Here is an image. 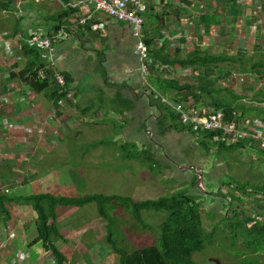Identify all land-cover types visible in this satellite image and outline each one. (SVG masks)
I'll list each match as a JSON object with an SVG mask.
<instances>
[{
  "label": "rangeland",
  "instance_id": "1",
  "mask_svg": "<svg viewBox=\"0 0 264 264\" xmlns=\"http://www.w3.org/2000/svg\"><path fill=\"white\" fill-rule=\"evenodd\" d=\"M152 1L157 11L152 16L162 21L163 29L160 30L162 32L160 35H157L158 33L153 35L157 41L155 44L157 47L153 45L148 47L146 44L147 21L140 26L142 39L143 32L144 36L146 34L145 43L143 42L145 50H137L136 45L134 47L137 59L138 54L142 60L151 61L145 64L147 69L150 65V68L154 67L149 57L150 52L160 50L161 54L171 57L176 51H183L185 55L195 48H200L212 55L240 53L241 58H248L246 62L248 66H251L253 62L264 60V0ZM53 3L56 2L48 1L40 4L45 12L59 13L58 8L50 5ZM203 15H213L216 22L210 28H204L198 22L199 17ZM79 19L70 23L72 27H76ZM92 19L85 25L78 24V26H86ZM164 22L171 23L173 27L171 28L168 24L166 26ZM125 23L133 31L134 24L128 21ZM139 64V74L146 90L144 97L147 104H143L146 107L145 111L142 107L137 108L141 112L139 118L123 120L128 122V125L131 124L133 128L130 129L128 126L125 128L121 125L122 120L120 122L116 119L107 122V120L87 118L82 128H77L81 125H75L80 124V120L67 122L71 126H76L68 133L62 132L64 133L62 141L73 146L72 151L55 150L50 156L52 159H48L44 166L34 167L35 173L29 168L28 170L34 175L40 173V177L31 185L23 189L19 188L15 197L51 194L58 197L81 198L86 194H103L128 197L140 202L182 192L199 206L202 225L208 234L219 222L217 218L225 215L231 207L232 213L233 211L244 213L259 223L254 222V226L264 227V212L263 220L257 216L258 212L264 211V196H256L249 192L243 196L241 192L235 190V197L239 198L241 203L234 201L232 204V199L229 198L231 190L235 189L232 182L241 188L254 189L264 186V154L250 150L223 151L216 145H222L216 140L220 132H208L211 128L204 122L201 126L206 131L200 127L184 125L180 116L174 113L173 106L184 107L185 105L180 103L181 100L176 99V96L164 98L152 89L150 80L147 79L148 74L142 75L140 61ZM227 69L230 70L228 65L221 66L217 73L213 72L214 76L211 79L214 80L218 75L223 76ZM173 70L170 75L188 88L201 85L197 73L191 67L177 70L175 73ZM231 72L232 76L222 80L214 89H226L235 95L245 96L244 100L247 104L250 103L254 93L264 88V80L259 84L258 80L256 81L255 77L244 69L236 67V70ZM99 73L101 71L94 72V76ZM240 77L245 83L239 88L236 81ZM96 78L100 80L99 76ZM224 95L227 94L221 93L220 98ZM149 99L153 102L150 103ZM155 101L165 107L168 114L175 116L179 126L186 127V131L178 130L177 124L170 118L164 126L159 123V119L165 116V112L162 111L158 117L157 110L149 108V106H157ZM207 101L210 100L207 99ZM55 120L60 121L59 118ZM58 125L64 131L66 130L65 124ZM188 128L192 129V133ZM203 133L214 134V139L206 140ZM48 142L55 143L50 138ZM147 157H150L154 163L142 161ZM195 178L197 181L194 184ZM230 183L232 187L229 186ZM13 213H16L13 223L19 234L26 229L30 235L32 227L33 233H36L34 226L38 224L37 217L30 206L21 204L20 209L17 212L13 210ZM141 214L144 224L147 225L146 229L143 228L142 231L137 227L129 234L126 229L135 224L132 217L120 208L113 213L118 223L112 224L111 234L118 248L125 249L130 246L144 248L156 241L159 234L158 228L166 213L148 211ZM56 220L65 242L57 241L55 247L67 259L66 264H118V257L113 254L112 246L107 243V222L98 215L96 205L91 204L82 208L59 207L56 209ZM0 221L3 222V219L0 218ZM222 229L223 227L220 231ZM237 231L240 230L237 229ZM226 232L216 233L213 242L207 241L204 252L194 255V264H261L264 262L263 243L256 241L253 237H245L241 233L239 235L242 237H240L237 233L239 238L236 239L235 247L227 238L233 232L231 230ZM17 243H20V240ZM17 247H21L20 251L28 255V260L27 256L23 255L28 264H53L52 254L44 252L40 244L32 245L30 248L26 245ZM37 255H40V260L35 262ZM16 264H20V261L17 260Z\"/></svg>",
  "mask_w": 264,
  "mask_h": 264
},
{
  "label": "trees",
  "instance_id": "2",
  "mask_svg": "<svg viewBox=\"0 0 264 264\" xmlns=\"http://www.w3.org/2000/svg\"><path fill=\"white\" fill-rule=\"evenodd\" d=\"M57 1L62 6L61 12H48L49 14L46 12L44 14L41 4L39 3L29 2L27 0H0V14L7 18L10 17V19L16 23L15 34L6 35L3 36V38L7 39L9 37V39L17 40V43H20L19 46H21L19 49L23 51L25 56H29L28 63L26 64L27 70L29 71L28 74L30 73L31 75V80L29 79L31 85L29 86L34 91V84H36L38 88L41 86L40 90L51 89L50 94L55 100L68 98V78L64 77L66 85L64 89L57 86L54 76L55 73H60L54 72V68L47 66V62L42 57L46 54H42L44 53L42 50H39L35 45H31V40L32 35L34 34H48V37L51 38L54 34L56 35L58 32L64 31L65 36L52 44V53L54 44L56 42L64 41L78 27V23L76 24V27H72V24H70L73 23L71 19L78 7H71L69 5V0ZM154 6L155 3L152 2L151 6L149 5V9H153ZM32 13H35V15L38 16L40 22L45 21L47 24L51 23L49 29L45 30L39 27L38 29L28 28L25 31L26 21L33 19L31 18ZM150 19L157 20L154 17H151ZM159 20L160 19L157 20V23L161 27L160 30H163L162 21ZM198 22L204 28H210L214 22H216V18L213 15H203L199 17ZM17 34L21 35V37H17L19 36ZM2 35H0V37ZM146 39V44L148 47H151L154 42L152 43V40H150L148 36H146ZM23 42L24 46L22 45ZM161 53L162 51L160 50L157 52L151 51L149 54L154 67L150 68L151 65L148 66L147 79L150 80V86L152 89L164 97L170 98V96H176V99L181 100L180 103L184 105H192L199 110H216L223 112L226 122H234L237 126L244 128L247 136L240 138L236 144H216L223 151L240 152L250 150L251 152L264 154V145L262 142L259 143L254 139V137L264 139V88L254 93L250 103L247 104L244 100L245 96L241 97L235 95L232 91L229 92L226 89H214V87L222 80L230 78L233 74L231 71L236 70V67L251 73L260 84V82L264 80V60L261 59L253 62L251 66H248L246 65L248 58H241V56H239L241 55L240 53H236L235 55L224 53L212 55L208 52L205 53L204 50L199 48H196L193 52L185 56L182 55L181 51H176L172 57ZM225 65H228L231 71L227 69V72H225L223 76L218 75L214 80L211 79V77L214 76L213 72L217 73L218 69ZM165 67H169V69L161 71ZM188 67H191L197 73V77H200L199 82L201 85L188 88L178 79L173 78L170 75V68L181 70ZM39 71H43V80L38 78ZM173 72L175 73L176 71L173 70ZM243 80L244 79L240 77L236 81L239 88L245 83ZM243 86L244 85H242V87ZM239 90L240 89H238V91ZM214 92L216 94H214ZM221 93L227 95L220 98ZM207 99L210 101H207ZM149 102L152 103L153 101L149 99ZM155 102L157 103V101ZM156 107L159 108L160 112H165V116L159 119V123L164 126L170 118L173 123L177 124L178 130L186 131V127H180L176 117L170 113L168 114L167 109L159 102ZM122 124H125L123 125L125 128H127V126L130 129L133 128L131 124L128 125V122L122 121ZM188 129L189 132L192 133V129ZM203 137L206 140H213L214 134L203 133ZM142 161L154 163L150 157H147L146 160ZM151 168H153V166H151ZM196 181L197 178H195L194 184ZM232 183L235 186V189H232L229 194V198L232 199V204L234 201L237 203L240 202L239 198L235 197V190L241 192L243 196L248 194V192L253 193L256 196H264V186L250 189L241 188L235 182ZM229 186L232 187L231 183ZM241 190L244 191V193ZM13 201L14 199L9 197L8 194H4L3 192L0 193V217L4 215L3 219H9V213L4 207ZM20 202L22 205L30 206L37 217V235L32 244H40L44 252H50L54 260L53 264L67 263L65 256L55 247L57 241L65 242V239L61 234V229L56 223V209L59 207L82 208L91 204L96 205L98 215L107 222V243L112 246L113 254L118 257V264H194V255L204 252L206 242H213L216 233L222 234L227 230L233 232L232 235L227 236V238L231 240L233 246L236 245V239L239 238L238 236H240L239 234L241 233V235L245 237H253L256 241H260L263 243L264 248V227L254 226V222L257 224L259 223L256 220L247 217L244 213H238L236 211H233L232 213V207L221 218H217L219 222L214 225L211 233H206L202 225L201 210L199 209V206L194 204V202L182 192H176L168 197H160L156 200H144L140 202L134 201L128 197L107 196L103 194H86L81 198L58 197L51 194H42L25 198L23 197ZM117 208H120L125 214L130 215L135 222L134 225H131V227L126 229V232H129V234L137 229V227L142 231L143 228L146 229L147 225L144 224L145 222L142 218V212H165V218L158 228L159 234L156 241L152 245H147L144 248H135L133 245V247H125V249L118 248L117 244L112 239L111 234L112 224L118 223L117 217L113 215ZM263 212L264 211L257 213V216L262 220ZM125 225L129 226L128 224ZM220 226L223 227L221 231ZM237 229L240 231H237ZM261 264H264V262Z\"/></svg>",
  "mask_w": 264,
  "mask_h": 264
},
{
  "label": "crops",
  "instance_id": "3",
  "mask_svg": "<svg viewBox=\"0 0 264 264\" xmlns=\"http://www.w3.org/2000/svg\"><path fill=\"white\" fill-rule=\"evenodd\" d=\"M54 1L56 3L50 5L61 12V4L57 0ZM83 1L85 0H69V5L76 6ZM43 11L45 14V10ZM88 12L89 9L80 6L71 20H78ZM35 16V13H32L33 19L26 21L25 31L39 27L48 30L51 23L40 22L38 16ZM150 18L148 16L145 20L148 31L146 34L152 43L154 42L153 46L157 47L153 35H160L161 27L157 20ZM164 24L173 27L171 23ZM15 28V21L0 14V35L3 34L0 37V193L6 194L7 191L9 197L14 199L4 207L9 213V219H3L4 215L0 217L3 219V222L0 221V264H16L17 260L24 256H27L28 260V255L21 252V247L17 246L26 245L30 248L37 232L35 226L36 233H33L32 227L30 235L26 229L21 231V234L16 229L13 223L16 213L14 214L13 210L17 212L20 209L21 198L15 195L19 188L23 189L39 179L40 173L33 174L34 167L44 166L48 159H52L50 156L55 150L72 151L73 146L62 141V132L68 133L71 128H76L68 123L80 120V124L75 125H81L77 128H82L84 120L91 117L107 122H112V119L123 121L139 118L141 112L137 108L142 107L145 111L143 104H147L144 97L146 90L139 74L140 64L134 54L135 40L126 24L117 23L104 14L96 13L86 26H78L68 38L54 44L52 60L42 56L47 66L54 68V72L68 78L67 89L74 93V97L72 100L61 98L60 101L51 96V89L40 90L41 86L38 88L34 84V91L29 86L31 75L26 67L29 56H25L19 49L21 46L17 40L3 38L15 34ZM22 45L24 46V42ZM181 52L184 55L183 51ZM177 70L179 69H174ZM99 71L101 73L96 76H99L100 80L94 76V72ZM149 108H155L158 117L161 115L156 106ZM56 118L60 121H56ZM36 123L42 124L44 136L37 134ZM58 124H65L66 130ZM49 138L55 143L48 142ZM29 168L33 172H30ZM10 234L15 236L14 242L11 241L7 248L2 249L1 242L6 241ZM19 240L20 243H17ZM37 257L35 262L40 260V255Z\"/></svg>",
  "mask_w": 264,
  "mask_h": 264
},
{
  "label": "built area",
  "instance_id": "4",
  "mask_svg": "<svg viewBox=\"0 0 264 264\" xmlns=\"http://www.w3.org/2000/svg\"><path fill=\"white\" fill-rule=\"evenodd\" d=\"M29 2H41L46 0H27ZM152 0H85L81 2L79 5L74 6H83L85 9H91L92 11L86 14L79 20V25H85L87 21L91 20L94 13L100 12L105 14L108 18L116 21V22H131L134 24V29L132 32V36L135 39L137 50L143 51L145 50V36L143 32V39L140 36V26L143 22H145L146 17L156 14L157 11L155 7L153 9H149V5L151 6ZM157 4V3H156ZM153 17V16H150ZM116 19V20H115ZM126 24V23H125ZM65 36L64 31L58 32L56 35L48 38L44 36L43 33L34 34L32 35L31 45H35L42 50L46 54L43 56L50 57L51 60V49L52 44L55 41L62 39ZM144 42V43H143ZM137 54V53H136ZM138 59L141 63V73L142 75L148 74V69L146 68V63H151L149 59L142 60L140 56L137 54ZM163 69H169L168 67ZM43 71L38 72V78L41 80L44 79ZM55 81L57 85L64 89L65 88V79L62 75L56 74ZM73 97V93H69V98ZM173 111L175 114L180 116V119L184 125H191L194 127H200L204 130L201 126V123H206L211 130L208 132H220V135L216 137V140L222 144L226 145H233L236 144L237 141L247 136L244 128L237 126L234 122H226V118L223 112H219L216 110H199L192 105H185L184 107L180 105L173 106ZM37 133L43 134V130L41 128H36ZM206 131V130H204ZM256 141L259 143L262 142L264 145V139L255 138ZM15 239L13 234L8 236V239L1 242V248L5 249L10 245V242ZM20 264H24L26 261L25 257H21L18 259Z\"/></svg>",
  "mask_w": 264,
  "mask_h": 264
},
{
  "label": "clouds",
  "instance_id": "5",
  "mask_svg": "<svg viewBox=\"0 0 264 264\" xmlns=\"http://www.w3.org/2000/svg\"><path fill=\"white\" fill-rule=\"evenodd\" d=\"M48 1H51V0H46V1H41V2H38L39 4L40 3H45V2H48ZM34 3H36V2H34ZM77 6V5H76ZM71 7H74L73 5L71 6ZM78 7H80V6H78ZM81 7H83V6H81ZM90 10V9H89ZM91 12V11H90ZM89 13V12H88ZM169 68V67H168ZM172 69L173 68H170V73L172 72ZM166 72H169V71H166ZM56 75V74H55ZM63 76V75H62ZM167 76V75H166ZM64 77V76H63ZM54 78H55V76H54ZM65 79V78H64ZM58 86V85H57ZM59 87V86H58ZM68 93V98H69V93H72L71 91H68L67 92ZM73 97H74V93H73ZM73 97L72 98H69V99H73ZM36 128H41L42 130H43V134H40V136H44L45 135V130H44V128H43V126H42V124H35V130H36V132H37V129ZM38 134V133H37ZM39 135V134H38ZM6 193L8 194V192L6 191ZM228 212V211H227ZM15 240V239H14ZM13 241V240H12ZM3 242V241H2Z\"/></svg>",
  "mask_w": 264,
  "mask_h": 264
},
{
  "label": "bare ground",
  "instance_id": "6",
  "mask_svg": "<svg viewBox=\"0 0 264 264\" xmlns=\"http://www.w3.org/2000/svg\"><path fill=\"white\" fill-rule=\"evenodd\" d=\"M67 7V6H66ZM68 8V7H67ZM69 9V8H68ZM72 10V9H71ZM74 10H75V8H74ZM21 12V11H20ZM55 35V34H54ZM145 36H146V34H145ZM46 37H48V36H46ZM49 38V37H48ZM147 40V39H146ZM147 46V45H146ZM147 52H149V51H147ZM151 59V58H150ZM44 67V66H43ZM56 74V73H55ZM46 75V74H45ZM46 78V77H45ZM147 81V80H146ZM146 85V84H145ZM148 85V84H147ZM165 98V97H164ZM168 100V99H167ZM166 100V101H167ZM167 104V103H166ZM218 135V134H217Z\"/></svg>",
  "mask_w": 264,
  "mask_h": 264
}]
</instances>
